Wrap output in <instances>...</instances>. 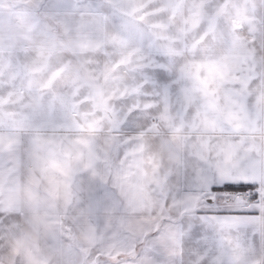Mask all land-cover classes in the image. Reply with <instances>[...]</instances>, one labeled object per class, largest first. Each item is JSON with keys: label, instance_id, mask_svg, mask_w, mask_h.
<instances>
[{"label": "snow or ice", "instance_id": "snow-or-ice-1", "mask_svg": "<svg viewBox=\"0 0 264 264\" xmlns=\"http://www.w3.org/2000/svg\"><path fill=\"white\" fill-rule=\"evenodd\" d=\"M0 264H264V0H0Z\"/></svg>", "mask_w": 264, "mask_h": 264}]
</instances>
